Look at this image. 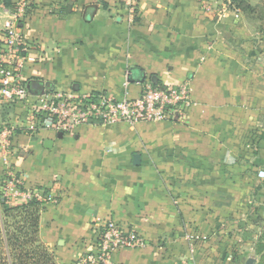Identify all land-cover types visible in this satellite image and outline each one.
<instances>
[{"label":"crops","instance_id":"obj_1","mask_svg":"<svg viewBox=\"0 0 264 264\" xmlns=\"http://www.w3.org/2000/svg\"><path fill=\"white\" fill-rule=\"evenodd\" d=\"M248 1L249 14L234 0H139L130 16L119 0H33L21 25L27 98L0 103L10 163L32 197L6 193L0 159V264H12L3 210L31 199L50 264L92 250L97 217L145 240L114 251L113 264H264V7ZM11 13L0 0V45ZM184 80L183 124L56 131L30 117L45 93L137 97L145 81Z\"/></svg>","mask_w":264,"mask_h":264},{"label":"built area","instance_id":"obj_2","mask_svg":"<svg viewBox=\"0 0 264 264\" xmlns=\"http://www.w3.org/2000/svg\"><path fill=\"white\" fill-rule=\"evenodd\" d=\"M127 6L130 16L135 15L139 0H119ZM33 0H11V20L2 31L0 45V103H15L27 98L22 70L27 57L21 25ZM193 104L188 81L167 86H156L150 81L142 84L137 97H115L103 92H53L37 97L30 110L33 121L45 120V126L56 131H73L93 120L103 125L119 122H173L183 124ZM34 129V124H31ZM11 129L0 128V159L5 167L6 193L30 199V191L20 190L10 163ZM53 198L51 194L46 196ZM92 250L77 258L74 264H113L114 251L143 247L145 240L136 230L125 228L113 218H95Z\"/></svg>","mask_w":264,"mask_h":264},{"label":"trees","instance_id":"obj_3","mask_svg":"<svg viewBox=\"0 0 264 264\" xmlns=\"http://www.w3.org/2000/svg\"><path fill=\"white\" fill-rule=\"evenodd\" d=\"M234 2L240 10L247 14L254 11V7L248 0H234ZM261 4L264 7V0H261ZM259 15L257 14V16ZM153 84L163 86L158 83ZM38 205L37 200L31 199L25 204L3 210L4 215L10 217L3 224L7 246L12 251V264H36V255L42 256L43 260L46 259L50 264V256L37 243L36 239Z\"/></svg>","mask_w":264,"mask_h":264},{"label":"water","instance_id":"obj_4","mask_svg":"<svg viewBox=\"0 0 264 264\" xmlns=\"http://www.w3.org/2000/svg\"><path fill=\"white\" fill-rule=\"evenodd\" d=\"M134 158L136 159L137 157L135 156ZM254 261H255L254 257H251V256H250V257H248V258L246 259V261H245L244 264H253Z\"/></svg>","mask_w":264,"mask_h":264}]
</instances>
